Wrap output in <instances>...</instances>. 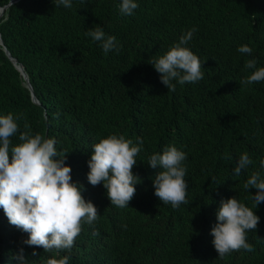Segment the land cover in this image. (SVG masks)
I'll return each mask as SVG.
<instances>
[{
    "label": "trees",
    "instance_id": "16d2710c",
    "mask_svg": "<svg viewBox=\"0 0 264 264\" xmlns=\"http://www.w3.org/2000/svg\"><path fill=\"white\" fill-rule=\"evenodd\" d=\"M9 2L0 0V8ZM137 2L131 16L120 14V0H90L84 8L73 0L72 9L19 0L0 11V115L24 113L34 133L55 138L57 150L69 152L73 182L98 210L97 222L84 225L61 255L70 256L69 264H264V203L254 209L258 230L248 233L255 251L221 259L210 235L222 198L252 207L256 190L243 184L264 159V81L240 83L253 71L244 68L246 60L264 67V0ZM95 26L116 37L119 52L106 55L85 35ZM194 27L185 46L205 60L204 79L168 91L150 62ZM241 45L253 49L251 56L237 51ZM5 50L23 67L38 104ZM110 134L144 140L133 168L142 183L125 208L110 203L102 184L87 180L92 146ZM168 145L187 154L190 203L178 209L154 195L159 168L147 165ZM244 152L254 164L235 176ZM27 236L0 209V264H17L21 247L29 264H46L51 254L23 245Z\"/></svg>",
    "mask_w": 264,
    "mask_h": 264
},
{
    "label": "clouds",
    "instance_id": "9594fccd",
    "mask_svg": "<svg viewBox=\"0 0 264 264\" xmlns=\"http://www.w3.org/2000/svg\"><path fill=\"white\" fill-rule=\"evenodd\" d=\"M52 2L56 7L73 8V0ZM89 2L79 0L80 8ZM138 7L137 0H120L119 12L131 16ZM196 31L195 27L187 30L177 43L150 62L168 91L174 92L177 84H195L204 79L202 68L205 60L202 62L185 46ZM85 35L97 42L106 55L120 50L116 37L107 35L100 26L88 29ZM237 51L251 56L253 49L241 45ZM244 68L253 71L241 80L242 86L264 81V67H257L255 58L246 60ZM13 138L19 142L13 143ZM56 144L55 138L34 133L24 113L0 115V209L10 225L28 234L27 239L21 242L23 245L40 247L44 253L51 254L46 264H69L70 256L61 253L74 247L83 226H93L99 214L96 206L82 195L83 186L72 180V169L65 163L69 152L58 151ZM143 145L141 137H137L134 143L124 135L110 134L92 146L87 162V180L93 187L102 184L110 203L118 208L129 207L136 194L135 185L142 183V178L134 174L133 168ZM225 158L232 159L228 155ZM186 160L187 154L174 145L152 153L147 160L149 167L159 168L152 180L154 195L173 209L190 203L185 179ZM253 164V159L244 152L236 161L233 174L240 176ZM259 164L260 170L251 171L243 184L244 190H256L251 195L252 207L236 197L220 200L210 235L221 259L241 249L255 251L248 242V233L258 230L260 217L254 209L264 203V159ZM93 235L99 233L93 231ZM31 255L38 254L33 251ZM13 258L17 264H29L23 247Z\"/></svg>",
    "mask_w": 264,
    "mask_h": 264
},
{
    "label": "water",
    "instance_id": "95a60500",
    "mask_svg": "<svg viewBox=\"0 0 264 264\" xmlns=\"http://www.w3.org/2000/svg\"><path fill=\"white\" fill-rule=\"evenodd\" d=\"M18 1H19V0H18ZM18 1H15V2H14V1L10 0V2H9L6 6H4L3 8H0V9L5 10V9H7L9 6H11V5L17 3ZM0 46H2V40H1V38H0ZM5 52H6V55L8 56V58L10 59V61L12 62V64H13V65L15 66V68L20 72V74L23 76L24 81H25V83H26V88H27V89L30 91V93H31V99H32V101H33L35 104H38V101L36 100V98H35V96H34V94H33L32 88H31V86H30V84H29V82H28V77H27L26 73H25L24 70H23V67H22L21 65H18V64L16 63V60H15V59L11 58V56H10L9 53H8V51L5 50Z\"/></svg>",
    "mask_w": 264,
    "mask_h": 264
},
{
    "label": "bare ground",
    "instance_id": "6f19581e",
    "mask_svg": "<svg viewBox=\"0 0 264 264\" xmlns=\"http://www.w3.org/2000/svg\"><path fill=\"white\" fill-rule=\"evenodd\" d=\"M12 1H14V2H15V1H17V0H12ZM1 10H2V9H0V11H1ZM1 12H2V11H1Z\"/></svg>",
    "mask_w": 264,
    "mask_h": 264
}]
</instances>
